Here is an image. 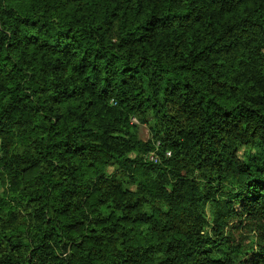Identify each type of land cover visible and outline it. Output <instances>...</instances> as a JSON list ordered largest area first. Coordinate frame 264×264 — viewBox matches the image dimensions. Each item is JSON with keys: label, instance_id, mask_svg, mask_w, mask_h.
<instances>
[{"label": "clouds", "instance_id": "9594fccd", "mask_svg": "<svg viewBox=\"0 0 264 264\" xmlns=\"http://www.w3.org/2000/svg\"><path fill=\"white\" fill-rule=\"evenodd\" d=\"M0 264H264V0H0Z\"/></svg>", "mask_w": 264, "mask_h": 264}]
</instances>
